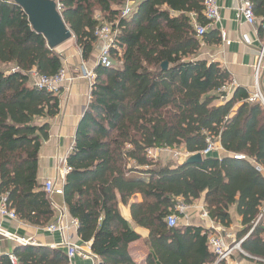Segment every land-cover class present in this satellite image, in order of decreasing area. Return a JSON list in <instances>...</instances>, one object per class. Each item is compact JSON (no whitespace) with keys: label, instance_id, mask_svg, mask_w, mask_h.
I'll use <instances>...</instances> for the list:
<instances>
[{"label":"trees","instance_id":"obj_1","mask_svg":"<svg viewBox=\"0 0 264 264\" xmlns=\"http://www.w3.org/2000/svg\"><path fill=\"white\" fill-rule=\"evenodd\" d=\"M128 1L133 13L122 18ZM203 1L61 0L62 18L85 62L98 47L96 29L113 24L119 31L114 66L95 70L92 99L67 158L71 172L63 195L79 222V237L101 264H137L129 247L141 237L122 217L120 204L130 207L135 226L149 232L146 264H215L210 233L167 224L179 215V204L203 198L208 217L225 228L235 209L243 227L237 243L248 235L241 248L264 261V175L257 169H264V109L248 103L239 88L217 104L220 88L233 79L218 63L197 59L203 44L221 43L215 32L198 37L192 26L190 15L208 25ZM250 1L263 23L264 0ZM63 68L64 58L33 30L24 10L0 0V196L7 195L19 220L40 227L55 216L38 181L40 152L50 137L42 120L59 115L60 98L35 88L32 73L53 77ZM209 135L247 160L211 154L201 163L175 166L148 157L155 149L201 154ZM12 255L19 264H70L65 251L48 247L20 246ZM9 257L1 256L0 264H11Z\"/></svg>","mask_w":264,"mask_h":264},{"label":"crops","instance_id":"obj_2","mask_svg":"<svg viewBox=\"0 0 264 264\" xmlns=\"http://www.w3.org/2000/svg\"><path fill=\"white\" fill-rule=\"evenodd\" d=\"M242 0H220L219 7L221 9V21L209 32H215L217 37L221 39L220 44H203L198 60H205L209 63H218L223 69L230 73L231 78L236 82L237 88L247 93L249 96L255 91V66L261 49L264 46V28L261 32V20L257 19V23L251 26L241 18L239 8ZM174 14H172L173 16ZM194 15H190L191 17ZM225 34V37H223ZM75 41L73 38L70 41ZM68 42L60 46L59 54L64 58V69L71 82L65 83L58 96L60 98V113L51 120H42V123L50 125V137L43 143L40 159L38 181L41 185H45L47 181H52L57 187L61 186L59 172L62 169V162L73 151L75 138L81 120L90 103L91 88L88 80L81 77V67H85L89 71L95 72L98 65L99 46L94 51L89 61L85 62L79 53L78 48H70ZM67 45V46H65ZM58 49V48H57ZM56 49V50H57ZM55 50V51H56ZM261 87L264 92V71L261 77ZM218 105H221L217 102ZM241 103H238L233 109V114L237 111ZM72 150V151H71ZM175 154L176 151H171ZM163 154V153H162ZM161 154V155H162ZM170 152L159 155L161 160L173 162L174 155ZM216 159H222L233 154L224 151L212 154ZM181 161L178 164H183ZM176 166V164H175ZM52 202L55 216L51 222H62L68 229L64 233H48L40 226L29 225L23 221H11L0 219L3 229L13 235L31 239L34 241V247H48L54 250L55 246H59L66 241L78 246L81 251L87 254V258L77 256L70 264H101V260L91 251V245L83 243L78 235V229L71 224V215L65 205L64 197L54 195L49 198ZM141 197L134 199V202H140ZM50 202V203H51ZM67 210V213L65 212ZM122 217L133 225L135 231L141 239L130 245L129 250L133 260L137 264H146L150 250L146 247L145 241L149 238V232L146 229L139 228L132 223L131 210L129 206L119 205ZM66 214V215H64ZM232 224L225 228L212 221L205 210L204 198L195 202L187 211V216L179 221V227L202 229L203 233L221 235L227 239L228 244L234 245L244 240L248 235L237 243V235L243 230L241 225V217L236 214L234 208L230 211ZM65 216V217H64ZM48 227V226H47ZM242 245V244H241ZM20 247L16 242L3 238L0 235V257L4 255H12L13 251ZM242 252H234L230 264H258L259 260L248 255L241 248ZM65 251V250H63ZM211 252V250H209ZM66 252V251H65ZM67 254V253H66Z\"/></svg>","mask_w":264,"mask_h":264},{"label":"built area","instance_id":"obj_3","mask_svg":"<svg viewBox=\"0 0 264 264\" xmlns=\"http://www.w3.org/2000/svg\"><path fill=\"white\" fill-rule=\"evenodd\" d=\"M55 2L57 6V11L61 14L63 10V6L61 0H51ZM220 0H204L203 1V11L202 16L208 23L207 26H202L198 23L197 17L194 15L192 16V26L195 29L198 37H202L206 34L210 28L214 27L216 24H219L221 21V9L219 7ZM133 13V3L128 1L125 5L122 13V18H127L131 16ZM239 14L241 18L245 20V22L251 26L256 25L257 18L255 16V12L253 9V4L250 0H242ZM264 28V21L262 23ZM95 36L98 39V46H99V55H98V65L104 68H112L114 66L112 60V50H119L117 47V39L119 36V31L115 30L113 24H103L101 27L96 29ZM225 37V34H223ZM264 71V46L261 49L257 64L255 66V91L248 97L247 102L250 104H260L264 109V92L261 87V77ZM33 78L35 79L34 87L39 90H44L51 94H59L61 88L67 82H71L72 79L69 78L67 72L63 68L57 75L53 77L48 76H39L37 73H32ZM81 77L88 80L91 88L90 94V101L92 99V89L96 81V74L93 71H89L85 65L81 67ZM237 88L236 82L232 80L231 82L222 86L219 90V99L218 103L224 104L232 97L234 90ZM74 149V148H73ZM72 151V150H71ZM167 152L168 150H149L148 157L154 161L158 160L160 152ZM224 151L221 146L220 136L209 135L206 138V148L201 152L202 156H209L214 154L215 152ZM175 158H181L182 161L186 162L189 158L194 156V154H190L188 152H180L176 151L174 154ZM68 158V157H67ZM67 158L64 159L62 162V169L59 172V179L61 181V186L57 187L56 184L52 181H47L44 185V192L50 198L54 195L63 196L64 195V184L66 180V176L68 173L71 172L67 164ZM235 160H247L242 154H235L233 155ZM258 171H260L264 175V169L261 166H257ZM51 202V201H50ZM52 205V202H51ZM190 206L185 204H179L177 206V212L179 215H171L167 218V224L170 228H177L179 227V221L182 217L187 216V211L189 210ZM67 213V210H65ZM66 215V214H64ZM182 216V217H180ZM65 217V216H64ZM0 219H6L11 221H20L15 210L11 208L10 204L8 203L7 195L0 196ZM71 224L78 229L79 222L78 220L71 217ZM48 233L54 234L57 232L64 233L68 227L66 225H62V222L59 220L58 222H54L50 224L48 227L44 228ZM0 235L8 240L16 242L18 245L26 247V246H34L35 243L31 239H27L24 237H19L13 235L7 231H5L0 223ZM242 242L234 245H230L227 242V239L221 235L210 234L208 237V246L211 252L216 257L215 264H230V260L233 257L234 252H242L241 250ZM55 249H62L65 250L67 253L68 260L70 262L73 261L74 258L77 256L87 258V254L83 253L78 246L71 244L70 241H66L59 246H55ZM11 264H19L18 259L10 255L9 257ZM258 264H264L263 260H259Z\"/></svg>","mask_w":264,"mask_h":264},{"label":"water","instance_id":"obj_4","mask_svg":"<svg viewBox=\"0 0 264 264\" xmlns=\"http://www.w3.org/2000/svg\"><path fill=\"white\" fill-rule=\"evenodd\" d=\"M13 2L24 10L33 30L46 39L51 49L56 50L74 38L62 15L57 11L55 2L51 0H13ZM168 67L167 62L162 64L163 70H167ZM202 160V155L196 154L186 163L197 164Z\"/></svg>","mask_w":264,"mask_h":264},{"label":"rangeland","instance_id":"obj_5","mask_svg":"<svg viewBox=\"0 0 264 264\" xmlns=\"http://www.w3.org/2000/svg\"><path fill=\"white\" fill-rule=\"evenodd\" d=\"M96 16L99 18V19H101V15H100V13L99 12H97L96 13ZM67 45L68 46H70V48L72 47V48H74V46L75 47H77L76 45H75V41L73 40V41H69V43H67ZM67 45H65V46H67ZM78 48V47H77ZM59 50H60V47H58V49L55 51L56 53L57 52H59ZM78 51H79V53H81V51L78 49ZM81 75V74H80ZM168 152H170L171 154H173V152H171L170 150H168L167 152L165 151V152H160V155L163 153V154H166V153H168ZM163 154L161 155V156H163ZM174 155V154H173ZM173 159V162H166V163H173L174 165L175 164H178V163H180L181 161H182V159L181 158H175V156L172 158ZM158 160H161V157L160 158H158ZM157 161V160H156ZM164 162V161H163Z\"/></svg>","mask_w":264,"mask_h":264}]
</instances>
